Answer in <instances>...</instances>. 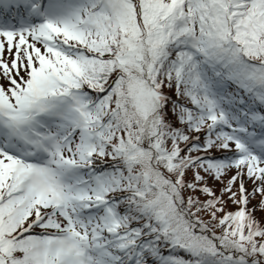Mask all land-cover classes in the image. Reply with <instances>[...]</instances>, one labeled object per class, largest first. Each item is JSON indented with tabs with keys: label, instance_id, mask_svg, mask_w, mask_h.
I'll use <instances>...</instances> for the list:
<instances>
[{
	"label": "snow or ice",
	"instance_id": "snow-or-ice-1",
	"mask_svg": "<svg viewBox=\"0 0 264 264\" xmlns=\"http://www.w3.org/2000/svg\"><path fill=\"white\" fill-rule=\"evenodd\" d=\"M0 264H264V0H0Z\"/></svg>",
	"mask_w": 264,
	"mask_h": 264
},
{
	"label": "trees",
	"instance_id": "trees-1",
	"mask_svg": "<svg viewBox=\"0 0 264 264\" xmlns=\"http://www.w3.org/2000/svg\"><path fill=\"white\" fill-rule=\"evenodd\" d=\"M212 186L215 187V188H217V189H219V187H220L218 184H215V183L212 184ZM218 194H219V193H218ZM202 199H203V197H202ZM257 199H259V197H257ZM255 203H256V201L254 200V201H253V204H255ZM232 209H234V206H231V205H230V210H232ZM257 216H258V217L260 216V213H259V212L257 213Z\"/></svg>",
	"mask_w": 264,
	"mask_h": 264
},
{
	"label": "rangeland",
	"instance_id": "rangeland-1",
	"mask_svg": "<svg viewBox=\"0 0 264 264\" xmlns=\"http://www.w3.org/2000/svg\"><path fill=\"white\" fill-rule=\"evenodd\" d=\"M214 184V183H213ZM250 186V185H249ZM258 200V199H257ZM205 219H207V217H205Z\"/></svg>",
	"mask_w": 264,
	"mask_h": 264
}]
</instances>
